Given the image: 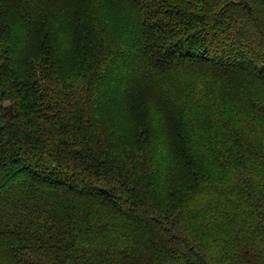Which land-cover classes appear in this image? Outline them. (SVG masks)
Listing matches in <instances>:
<instances>
[{"label": "trees", "instance_id": "obj_1", "mask_svg": "<svg viewBox=\"0 0 264 264\" xmlns=\"http://www.w3.org/2000/svg\"><path fill=\"white\" fill-rule=\"evenodd\" d=\"M0 264H264V0H0Z\"/></svg>", "mask_w": 264, "mask_h": 264}, {"label": "rangeland", "instance_id": "obj_2", "mask_svg": "<svg viewBox=\"0 0 264 264\" xmlns=\"http://www.w3.org/2000/svg\"><path fill=\"white\" fill-rule=\"evenodd\" d=\"M130 109H132L131 106H130ZM114 113H115L116 115H119V114H118V110H116V109H115V112H114ZM131 113H133V112L131 111ZM131 117L136 118V117H134V116H132V115H131Z\"/></svg>", "mask_w": 264, "mask_h": 264}]
</instances>
